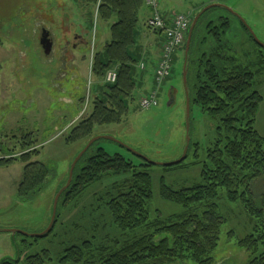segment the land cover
Instances as JSON below:
<instances>
[{
  "label": "rangeland",
  "instance_id": "374dc122",
  "mask_svg": "<svg viewBox=\"0 0 264 264\" xmlns=\"http://www.w3.org/2000/svg\"><path fill=\"white\" fill-rule=\"evenodd\" d=\"M213 2L225 4L238 13L264 43V0H169L166 6L186 13L192 23L194 17ZM164 7L160 3V8ZM147 9L145 5L140 12L135 43L130 47L138 55V59H144L145 48L150 42V37L146 36L150 33L145 21ZM220 16L230 17L233 21L226 34V41L239 51L234 52V55L247 61L245 53L250 48L245 44L238 47L244 36L240 18L228 8L214 6L204 12L196 24V35L200 38L209 37L208 22L217 20ZM110 25L111 21L102 19L97 7L87 0H0V81L5 80L10 87L15 84V88L8 92L19 100L14 101L11 96L0 100L1 110L7 112V125L3 132L7 131L8 134L0 138V147L4 149H0V158L8 155L9 151H15L18 155L10 164H0V229H16L35 234L45 230L50 223L54 197L66 183L70 162L82 145V142L67 143L66 138L72 127L80 122L81 116L85 117L92 112L95 96H104L107 91L93 73L92 62L94 54L103 55L106 44L111 41ZM139 28L141 30L138 32ZM45 29H48L55 42L49 55L40 44ZM65 45L70 54L67 53L62 58L60 50ZM197 48L196 45L195 52ZM184 58V50L178 48L174 54L173 76L164 80L160 86L154 84L152 90L153 81L149 78L146 82L143 75L142 86H138L134 97L127 101L129 113L123 122L97 130L96 135H109L121 142L100 138L93 148L103 147L109 154L119 153L135 165L144 160L136 151L155 162L178 159L182 155L186 137ZM133 66V76L138 83L142 70L136 64ZM257 80L258 83L262 81L258 90L263 95L264 72ZM195 82L194 75L191 74V143L185 162L182 167L153 164L147 167L152 175L153 196L149 201L151 216L158 212L167 216L182 210L179 204L161 196L162 180L175 189L202 183L201 174L208 150L220 138L217 131L219 121L205 114L193 100L196 94ZM152 91L157 92L158 104L143 109L141 98ZM16 103L17 108L14 105ZM260 113L264 119V100ZM9 122L12 124L10 128ZM262 123L264 127V122ZM29 133H33L39 153L33 154L29 161H24L20 156L24 148L22 140L26 141ZM30 161L44 163L51 170V179L29 198H22L18 187L24 168ZM194 161L198 163L193 165ZM80 167L81 164L77 171ZM121 178L122 175L104 178L91 185L81 198L68 203H64L62 199L58 204L54 229L47 236L33 237L22 232L13 236L11 232H0V260L6 256L25 260L28 255L48 249L52 260L47 264H58L66 247L80 244L82 240L91 239L96 234L100 237L110 234L111 237L120 239L128 236L112 226L105 205L109 186ZM252 187L260 200L264 196V178L255 180ZM220 193L218 202L225 222L220 229L218 246L212 255L216 264H247L251 256L239 245V241L253 232L254 221L241 202H230L223 190ZM95 231L98 233H94ZM132 235L134 234L129 233V236ZM24 239L26 242H23ZM171 264L197 262L177 260Z\"/></svg>",
  "mask_w": 264,
  "mask_h": 264
},
{
  "label": "trees",
  "instance_id": "16d2710c",
  "mask_svg": "<svg viewBox=\"0 0 264 264\" xmlns=\"http://www.w3.org/2000/svg\"><path fill=\"white\" fill-rule=\"evenodd\" d=\"M87 2L97 7L102 19L111 21V41L106 44L103 55L94 54L92 62L93 73L107 91L104 96H95L92 112L81 116L83 119L72 127L66 138L67 143L82 142L80 150L99 128L123 122L129 113L127 101L134 97L144 73L137 83L133 65L143 70L140 66L143 59H138L130 47L135 43L140 12L147 5L146 0ZM232 22L227 16L209 21V37L203 38L196 35L195 27L191 42L188 82L191 74L194 75L196 94L193 100L205 114L219 121L217 131L220 138L208 150L201 174L202 183L175 189L163 179L161 196L179 204L182 210L167 216L161 212L151 216L152 175L147 167L152 164L142 160L141 164L135 165L119 153L109 154L103 147L93 148L94 143L78 162L72 184L59 202L62 199L64 203L79 199L94 183L122 175L120 180L109 186L105 205L112 226L128 236L120 239L110 234L105 237L96 234L80 244L66 247L58 264H171L177 260L216 264L212 253L218 246L220 229L225 222L218 202L220 190L224 191L228 201L241 202L254 221L253 232L239 241L251 256L247 264H264V196L257 199L252 187L255 180L264 178V136L256 126L264 100L258 90L262 81L258 83L257 80L264 72V46L256 42L239 20L244 36L238 47L245 44L250 49L245 53L247 61L234 55L239 51L233 45L229 46L225 38ZM185 46L186 41L180 47L184 52ZM110 69L117 71L114 83L105 80ZM37 153L38 150L32 154ZM32 154L25 153L21 158L29 161ZM16 159L5 158L0 164L6 166ZM184 162L171 168L182 167ZM197 163L192 162L193 165ZM49 170L42 162H28L18 187L19 195L29 198L40 190ZM129 233L134 235L129 236ZM51 260L49 250L43 249L28 255L25 260L3 257L0 264H47Z\"/></svg>",
  "mask_w": 264,
  "mask_h": 264
},
{
  "label": "water",
  "instance_id": "95a60500",
  "mask_svg": "<svg viewBox=\"0 0 264 264\" xmlns=\"http://www.w3.org/2000/svg\"><path fill=\"white\" fill-rule=\"evenodd\" d=\"M214 6L226 7L230 11H232L246 25V27L248 28L250 34L254 37L256 42L259 43L260 45L264 46V43H262L258 39V37L256 36L254 30L248 25V23L238 13H235L231 8L227 7L225 4L218 3V2L210 3L207 6H205L194 17V19H193V21L191 23V27L189 29V33H188V37H187V41H186L185 58H184V65H183V83H184L185 91H186V137H185L184 149H183L182 155L178 159H176L174 161H170V162H155V161L150 160L149 158H147L143 154H141V153H139L137 151L135 152L137 155H139L142 159H144L149 164L163 165V166H173V165H177V164L183 162L187 158L188 150H189L190 143H191V121H190L191 95H190V88H189V82H188L191 42H192V37H193L194 30H195V27H196V24H197L199 18L201 17V15L204 12H206L208 9H210L211 7H214ZM41 43L43 45V48H44L45 52L47 54H49L51 52L52 48H53V36L51 35V33L45 31L44 34H43ZM100 138L112 139V140L119 141L116 138L111 137L109 135H95L76 154V156L74 157V159H73V161H72V163L70 165L69 175H68L66 183L59 189V191L56 193V195L54 197L53 208H52V216H51V219H50V223L48 224V226L46 227L45 230H43L40 233H35V234L22 232V231L16 230V229H0V232H2V231L3 232L4 231L11 232L13 234V236H15L16 233H18V232H22L23 234H25L27 236H33V237H44V236H47L48 234H50V232L52 231V229H53V227L55 225V221L57 219V208H58L60 197L70 187V185L72 184V181L74 179V171L76 169V166H77L78 162L83 157V155L87 152V150ZM119 142H121V141H119ZM122 144L126 145L125 143H122ZM130 150H133V149L130 148ZM133 151H135V150H133Z\"/></svg>",
  "mask_w": 264,
  "mask_h": 264
},
{
  "label": "built area",
  "instance_id": "2783aa9c",
  "mask_svg": "<svg viewBox=\"0 0 264 264\" xmlns=\"http://www.w3.org/2000/svg\"><path fill=\"white\" fill-rule=\"evenodd\" d=\"M146 2L153 10L152 15L147 20V26L152 30L164 31L165 36L160 57L155 62L156 83L160 86L164 80L172 75L174 54L178 48L185 44L190 28V18L184 13H175L171 16L170 23L167 24L160 13L159 0H146ZM144 66V63H141V68H144ZM105 80L110 83L116 82V69H110L106 74ZM140 103L143 109H149L157 105V92L152 91L151 94L142 97Z\"/></svg>",
  "mask_w": 264,
  "mask_h": 264
},
{
  "label": "crops",
  "instance_id": "0c3cea01",
  "mask_svg": "<svg viewBox=\"0 0 264 264\" xmlns=\"http://www.w3.org/2000/svg\"><path fill=\"white\" fill-rule=\"evenodd\" d=\"M159 1H160L159 2V10L161 9L160 13L165 18V20L168 24V23H170L171 16H173L175 13H179V12L176 11L175 7L173 8L172 6H166L169 3V0H159ZM160 3H162L165 7L160 8ZM170 5H171V2H170ZM147 7H148V9H147V14H146V19H145L146 22H147L148 18L152 15V12H153V10L150 6L147 5ZM139 30H141V29L139 28L138 32H139ZM149 30H150V33L148 35L146 34V36L150 37V42L148 43V45L145 48V57L141 61H143L145 63V68L142 70V72H144V73L142 75H145L146 82H148L149 78H150V80L153 81V87L151 88V90H152L154 88V84H155V66H156L155 62L160 57L162 43H163V41H165V39H164L165 36H164V32L162 30L154 31V30H151L150 28H149ZM159 33H161V34H159ZM142 84H143V80L140 81L139 86H142ZM261 106H262V104H261ZM261 106L259 109V114H258L256 126H257V129L260 132V134L262 136H264V127H263V123H262V122H264V119H262L263 115L261 116V113H260L261 112Z\"/></svg>",
  "mask_w": 264,
  "mask_h": 264
},
{
  "label": "flooded vegetation",
  "instance_id": "af4514ba",
  "mask_svg": "<svg viewBox=\"0 0 264 264\" xmlns=\"http://www.w3.org/2000/svg\"><path fill=\"white\" fill-rule=\"evenodd\" d=\"M48 29H45L44 31H43V33H42V35H41V39H40V42H41V40H42V37H43V34H44V32L46 31V32H48L47 31ZM81 41H83V40H81ZM41 44V47L43 48V45H42V43H40ZM54 45H55V42H54V39H53V48H52V50H51V52L50 53H52V51H53V49H54ZM67 47L68 46H62V48H61V50H60V52H61V54H62V58H64L65 57V55L67 54V53H69L70 54V51H69V49H67ZM44 49V48H43ZM44 52H45V50H44ZM49 53V54H50ZM49 54H47V55H49ZM18 84H19V82H18ZM14 85L15 84H13V86L12 87H10L8 84H6L5 83V80H2L1 79V81H0V100L2 101V100H6L7 98H8V96H11V97H13L15 100L14 101H19L15 96H13L11 93L9 94V92H8V90L9 89H11V88H15L14 87ZM15 106L17 105V103L16 104H14ZM1 106V108H2V105H0ZM1 108H0V126L2 127V129L0 130V133H1V135H0V138L1 137H3V136H8V134H7V131L6 132H3L4 130H6V125H7V123H6V117H7V112L4 110V111H2L1 110ZM16 108H17V106H16ZM11 123L9 122L8 123V128H10L11 127ZM2 132L4 133V134H2ZM13 136V135H12ZM33 133H29L28 135H26V138H27V140L26 141H23L22 140V147H24V146H26V148H23V151L21 152V154H20V156L21 155H23V154H25V153H30V154H32V153H34L35 151H37L38 150V153H39V149H38V144H35V140H33ZM0 142H1V140H0ZM0 149H2V150H4L3 149V147H0ZM6 149V148H5ZM12 149H14V147H12ZM37 153V154H38ZM17 153L15 152V151H9V154L8 155H5L4 157H1L0 158V161L2 160V159H5V158H11V157H17L18 155H16ZM33 155V154H32ZM31 155V156H32ZM31 156H30V158H29V160L31 159ZM31 163H33L32 161H30ZM34 162H40V161H34ZM44 164V163H43ZM45 165V164H44ZM49 169V168H48ZM50 171V170H49ZM51 179V171H50V173H49V175H47V177L44 179V184L46 183V182H48L49 180ZM22 181V180H21Z\"/></svg>",
  "mask_w": 264,
  "mask_h": 264
}]
</instances>
